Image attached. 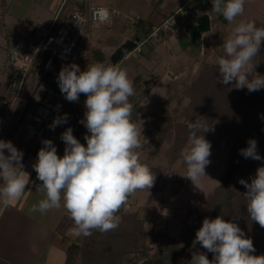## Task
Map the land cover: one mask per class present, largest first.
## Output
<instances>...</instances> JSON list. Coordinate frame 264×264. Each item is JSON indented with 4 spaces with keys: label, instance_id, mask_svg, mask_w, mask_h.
Listing matches in <instances>:
<instances>
[{
    "label": "clouds",
    "instance_id": "1",
    "mask_svg": "<svg viewBox=\"0 0 264 264\" xmlns=\"http://www.w3.org/2000/svg\"><path fill=\"white\" fill-rule=\"evenodd\" d=\"M245 3L246 0H212V11L234 25L222 43L225 55L215 58L214 62L222 78L220 83L234 82L236 89L255 92L264 89V75L255 71L257 64L253 63L264 44V27H258L254 20L237 22V17L244 14ZM109 16L106 8L94 12V18L101 22L107 21ZM77 24L80 27V23ZM57 83L69 102H78L81 94L87 97L84 119L79 121L87 129L86 146L73 135L71 127L60 135L65 144L62 157L58 156L51 140L42 141L43 147L32 167L36 179L41 182L35 186L36 191L44 198L34 204L31 211L45 214L63 207L73 221L69 231L75 237H89L93 231H113L120 224L117 213L127 204L129 196L149 190L156 180V175L141 161L137 151L142 148L140 137L143 135L142 125L138 129L132 117L130 97L136 94L133 81L126 69L97 62L84 71L75 63L63 66ZM67 119V113L57 116L49 128L54 130L67 123ZM188 129L187 144L181 150L178 163L186 165L183 177L200 190V178L206 175L211 155V143L204 134L214 131V127L196 121L189 123ZM247 144L239 150L241 156L264 160L257 151L255 139L249 138ZM22 157L23 152L11 141L0 140V181L3 182L0 202L5 206L21 198L26 189L21 171ZM238 183L246 189L241 194L247 202L248 217L264 228V166L256 169L250 182L241 178ZM236 218L226 220L223 215L204 218L195 233L191 259L186 264H264V254L254 255L253 241L234 222ZM197 244L212 253L211 260L197 249Z\"/></svg>",
    "mask_w": 264,
    "mask_h": 264
},
{
    "label": "rangeland",
    "instance_id": "2",
    "mask_svg": "<svg viewBox=\"0 0 264 264\" xmlns=\"http://www.w3.org/2000/svg\"><path fill=\"white\" fill-rule=\"evenodd\" d=\"M242 17L246 21L254 20L256 24L259 22L264 24V0H246ZM182 18L179 16L180 20ZM48 24L49 22H42V26ZM8 29L10 42L0 48V65L5 61V67L2 70L6 71L11 67L13 48L19 46L23 40L30 38L29 36L26 37L27 31L24 27L9 24ZM105 29L106 27L102 24L93 27L92 39L86 49L82 51V46L78 48L73 63L81 58L82 71L88 65L97 62L105 65H116L111 63L114 50L110 46L111 42L108 43L106 40L109 38L108 40L111 41L112 38L108 35L110 32H106ZM156 29V26L153 27L152 32ZM22 36H24L23 40H21ZM158 39H162V34L159 35ZM142 42L138 41L137 43ZM159 43L161 42L157 44ZM161 49L165 48L162 45L157 48L158 51ZM130 57L133 56L126 55L124 61L137 63L143 59L140 53L135 55L132 60L129 59ZM160 57L161 59L158 58L156 61L158 64L149 62L140 70V75L153 80L151 72L154 66H157L153 75L163 79L165 83H162V86L156 95L153 94L150 101L149 98L145 100L142 98L139 102L140 105L144 106H140L142 112L139 114V119L136 117L138 119L136 125L138 129L142 125L143 136L140 137L142 148L137 151L140 153L141 161L150 167L158 182H165L166 193L148 190L135 192L131 196L132 199H128L129 202L127 201L125 206L128 203L136 206L135 210H139V216L132 218L131 212L125 206L121 208L126 214L122 212L117 214L120 217V224L117 229L124 232H134L133 234H136V236H132L133 242L129 241L131 234L128 239L121 238L117 244L111 238H107L108 241H112L111 244V242L105 240L104 236L86 248V244L91 240L93 234L89 237H76V244L72 247L70 257V262L75 260L73 264H143L147 257L165 256L175 242L184 246L185 237L181 233L182 228L186 225L188 216L197 213L201 215L196 219L195 227L197 230L202 226L203 219L206 217L214 219L223 215L226 220L237 217L234 222L253 241L256 249L254 255L264 254V228H261L259 224L251 221L248 217L247 202L241 194L246 189L238 183L241 178L250 182V177L255 176L256 169L264 166V160L245 159L242 156L236 178L231 182V187L236 195L233 207H226L214 216L209 214L214 206L226 197L227 191L219 186V180L227 169L230 150L234 141L240 138L238 140L241 143L248 145L249 138L255 139L257 141V151L264 157V118H262L264 117V105H260L262 89L249 92L247 88L236 89L234 82L224 85L219 82L222 78L218 69L205 71L206 63L204 65L195 64L191 71L184 74L182 78H174L173 83L170 80H164V66L166 65L168 52H164L163 56ZM119 62H122V60ZM253 63L257 64L255 71L260 75H264V44H262L261 52L254 58ZM252 75H255V73ZM25 93L27 94V88L24 89L20 101L24 99ZM86 98L81 101L80 112L82 115L86 111L84 107ZM165 100H169L167 108L170 111L173 123L159 146L157 141L160 127H162L159 118L162 117L160 115L165 109ZM31 112L32 110L28 109L23 115L20 125L24 126V131L18 133V138L23 137L24 139L25 124L30 121ZM250 114L253 115L251 123L248 127L240 130L242 123ZM12 119L13 117L10 118V120ZM196 121H203L214 127V131L204 134L205 139L211 143V155L209 157L210 163L205 168L206 175L200 178L202 185L200 190L196 189L190 180L183 177L186 175V165L178 163L181 150L187 144L188 125ZM55 129H58V126ZM49 130L52 131L50 128ZM62 130L65 131L63 128ZM50 140L55 141L53 137ZM84 144L86 146V142ZM26 148H28V152L31 151L30 145L26 144ZM135 220L137 223H134ZM141 221H144V224ZM197 249L205 252L210 260L212 259V253L206 252L200 245ZM190 259L191 251L188 255L182 257V264H186Z\"/></svg>",
    "mask_w": 264,
    "mask_h": 264
},
{
    "label": "crops",
    "instance_id": "3",
    "mask_svg": "<svg viewBox=\"0 0 264 264\" xmlns=\"http://www.w3.org/2000/svg\"><path fill=\"white\" fill-rule=\"evenodd\" d=\"M86 2L87 0H0V48L10 42L9 24L24 27L27 31L26 37H31L35 30L42 26L43 21L49 23L52 21L62 5L64 7L62 16H64L65 12H74L78 8H83ZM186 3L191 6L192 17L179 20L178 26L172 32L159 33V35L162 34V39H158L159 35L152 36L153 27H160ZM91 4L119 12L111 21L102 24L106 27V32H110L108 35L112 39L109 41L108 38L106 41L111 42L110 46L114 52L127 41H145L141 52L129 54L134 57L140 53L143 56L142 60L129 63L122 59V62L116 65L127 70L133 83L140 79L141 83L151 85L149 93L144 98V100L149 98V101L165 81L153 75L157 66H154L155 69L153 68L151 72L153 80L140 75V70L146 63L158 64L156 62L158 58L161 59L160 56L168 52L166 65H163L164 80L174 83V78H182L195 64L215 63V58L225 55L222 43L234 26L222 15L212 11V0H91ZM126 15L139 16L140 19L131 26L126 21ZM239 20L246 21L243 17H237V22ZM22 38L24 36L21 40ZM158 42L161 43L157 44ZM161 45L165 49L158 51L157 48ZM133 57L129 59L132 60ZM4 62L0 65V103L7 93L6 70H2L5 67ZM18 113V110L11 111L3 125L0 140L11 141L23 152L21 171L27 186L21 198L10 201L7 206L0 202V264H68L71 261V251L76 244V237L70 234L69 230L73 224L65 209L61 207L41 214L38 211H31V208L44 198L42 193L36 191L35 186L41 182L36 179L37 174L32 167L37 160L39 149L43 147L42 141L53 137L57 154L62 157L65 144L60 139V135L63 133L62 128L66 130L67 126L71 127V121L67 119V123L58 125V129L52 131L48 129L30 155L23 137H17L20 131H24V126L20 125L22 120L17 121ZM11 117H13L12 120H10ZM82 117L84 119V112ZM137 120L136 118L134 121L136 124ZM86 134L88 133L85 127L73 131V135L82 144L86 142L84 140ZM5 154H8L6 150ZM2 183L0 181V186ZM166 190L167 187L161 193H166ZM125 208L139 216V210H135L136 206L128 203ZM140 208L142 209L141 206Z\"/></svg>",
    "mask_w": 264,
    "mask_h": 264
},
{
    "label": "built area",
    "instance_id": "4",
    "mask_svg": "<svg viewBox=\"0 0 264 264\" xmlns=\"http://www.w3.org/2000/svg\"><path fill=\"white\" fill-rule=\"evenodd\" d=\"M65 4V3H64ZM190 4L186 3L176 13L171 15L158 27L152 36L174 31L179 24V16L192 17ZM100 8L87 0L83 8L74 12H65L60 7L47 26L38 27L34 35L13 48L11 67L6 71L7 93L0 103V133L11 111L18 110V120L21 121L26 110H32L31 119L25 124L24 143L30 145V155L37 148L54 118L68 114L73 131L84 127L79 121L83 119L80 113L81 101L86 97L81 94L78 102H69L61 93L57 77L61 68L73 64L78 48L86 49L92 39V28L108 23L119 14L115 9H108L110 16L101 22L94 18V12ZM107 9V8H106ZM129 25L134 26L139 16H125ZM80 23V27L77 24ZM86 30L88 33L86 34ZM145 41L137 43L133 52H141ZM82 71L81 58L76 62ZM27 88V94L22 101L21 95Z\"/></svg>",
    "mask_w": 264,
    "mask_h": 264
},
{
    "label": "trees",
    "instance_id": "5",
    "mask_svg": "<svg viewBox=\"0 0 264 264\" xmlns=\"http://www.w3.org/2000/svg\"><path fill=\"white\" fill-rule=\"evenodd\" d=\"M259 22L257 23L258 27H264V24ZM206 70H213V69H218V66L215 65L214 63H207L205 66ZM204 71V72H205ZM134 89H135V95L130 97V102L133 105V113H132V117L133 120L135 121L136 117L139 115V113L141 112L140 109V100L143 98H145L147 96V94L149 93V90L151 88L150 84H146V83H141L140 79H137L136 81H134L133 83ZM166 106L165 109L163 110L162 114L160 116H162L161 118H159L160 120V125L162 127H160V132H159V137H158V143L157 145H161L163 140H164V135L168 132L171 124L173 123V119H171V114L169 113V109L167 108V105H169V100H167L166 102ZM260 105H264V89H262V97L260 99ZM138 113V114H137ZM156 117V116H154ZM253 118V115L250 114V116L242 123L241 127L239 128L244 129L246 127H248V125L251 123V120ZM150 133V132H149ZM239 136V133L237 134ZM240 138H237L230 150V156H229V161L227 164V169L225 171V173L223 174V176L220 178L219 182H220V187L225 189L227 191L226 193V197L224 200L220 201L218 204H216L213 208V210L209 213L211 214V216H214L218 213H220L223 209L227 208H232L234 205V200H235V192L231 187V182L236 178V174L237 171L239 169L240 166V160L242 158V156L239 153V150L242 148H246L248 145H244L243 143H241L240 140H238ZM158 148V147H157ZM157 179V178H156ZM164 184L165 182L163 181L162 183L158 182V179L155 180L154 185L148 190V191H155V192H162L164 190ZM161 186V188H159ZM131 196H129L128 199H130ZM124 213L123 209H120V211L117 213ZM126 214V213H124ZM131 217L133 218L134 216H137L136 213L131 212ZM200 213L194 214V215H189L188 219H187V223L184 226V228H182L181 233L184 234L185 237V241H184V246L179 245V243L175 242L174 246L172 248H170V251L168 254H166L165 256H157L154 255L153 257H147V259L144 261L143 264H182L183 262L181 261L182 257L188 255L191 251V245H192V241L195 239V233L197 231L195 224H196V219L199 218ZM144 224V221H141ZM134 223H137L136 220ZM128 233V234H127ZM134 232H129V231H122L119 229H115L113 231H109V232H105V233H101L99 231H93V237L91 238V240L86 244V248L87 246L90 247L93 242L98 241L101 237L105 236V240L108 241L107 238H111V240L117 244L118 241L123 238H127L130 237L131 234V239H129V241H134L132 240V236H136V234H133ZM133 234V235H132ZM127 235V236H126ZM187 235V236H186ZM160 236V235H159ZM135 239V238H134ZM108 241L111 242L112 241ZM199 246V244H197V247ZM75 262H69L68 264H73Z\"/></svg>",
    "mask_w": 264,
    "mask_h": 264
},
{
    "label": "water",
    "instance_id": "6",
    "mask_svg": "<svg viewBox=\"0 0 264 264\" xmlns=\"http://www.w3.org/2000/svg\"><path fill=\"white\" fill-rule=\"evenodd\" d=\"M138 41H127L120 45L111 56V63L117 64L119 61L124 59L126 55L133 52L137 46Z\"/></svg>",
    "mask_w": 264,
    "mask_h": 264
}]
</instances>
